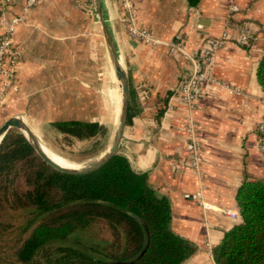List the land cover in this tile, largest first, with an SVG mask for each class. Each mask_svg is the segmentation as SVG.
<instances>
[{
	"label": "crops",
	"instance_id": "0c3cea01",
	"mask_svg": "<svg viewBox=\"0 0 264 264\" xmlns=\"http://www.w3.org/2000/svg\"><path fill=\"white\" fill-rule=\"evenodd\" d=\"M25 2L11 0L4 6L0 1V22L23 16ZM102 4L132 89L120 153L169 198L172 228L196 245L181 264H217L213 248L241 222L239 187L246 180H264L257 132L264 121V90L257 77L264 55V0H201L195 6L188 0H134L138 20L155 43L128 33L121 0ZM88 5L84 0H41L17 23L13 37L22 52L18 85L0 102V127L18 115L44 135L56 131L52 123L58 120L105 125L109 107L116 121L121 93L114 90L106 103L109 49L99 15ZM233 5L239 9L231 13ZM242 27L253 31L248 48L237 43ZM224 32L230 40L217 51L212 78L204 82L203 97L192 109L175 88L195 70L192 55ZM179 33L186 49L172 52L170 43ZM190 121L193 133L187 131ZM192 136L201 148L196 171L187 149Z\"/></svg>",
	"mask_w": 264,
	"mask_h": 264
},
{
	"label": "trees",
	"instance_id": "16d2710c",
	"mask_svg": "<svg viewBox=\"0 0 264 264\" xmlns=\"http://www.w3.org/2000/svg\"><path fill=\"white\" fill-rule=\"evenodd\" d=\"M188 1L195 6L201 0ZM257 77L264 90V55ZM129 88L132 98L130 83ZM52 124L68 142L97 138L95 146L106 133V126L95 121ZM10 165H18L22 180L12 189L0 181L3 198L26 212L21 226L31 229L11 264H181L196 252V245L172 228L169 198L122 153L94 171L63 173L41 160L14 127L0 143V174ZM237 202L241 222L213 248L214 259L217 264H264V180H246ZM146 229L148 247L135 259L146 244ZM68 240L70 245H53Z\"/></svg>",
	"mask_w": 264,
	"mask_h": 264
},
{
	"label": "built area",
	"instance_id": "2783aa9c",
	"mask_svg": "<svg viewBox=\"0 0 264 264\" xmlns=\"http://www.w3.org/2000/svg\"><path fill=\"white\" fill-rule=\"evenodd\" d=\"M4 6H8L11 0H0ZM41 0H26L24 5V15L30 11ZM124 10L122 20L126 25L128 33L146 43H155L157 40L153 34L143 25L140 24L134 0H121ZM237 5H233L231 13L238 10ZM15 17L11 21H1L0 25L4 28L0 32V102H3L8 92L18 85V65L22 58L21 50L16 46L14 41V32L17 23L24 19L25 16ZM242 34L237 39V43L243 47H250L254 35L253 31L248 27H242ZM230 40L227 32L221 36L209 38L205 47L195 55L192 59L195 63V70L188 76H184L179 81L175 91L181 96L183 101L187 103L192 109L198 105V102L203 97V84L206 80L212 78L211 71L214 65L217 51ZM172 52L185 51L186 42L185 36L181 33L177 34L174 40L170 43ZM195 129L194 121H190L187 125V131L192 132ZM262 131V142L260 141V148L264 153V122L260 125ZM187 149L191 152V166L194 171L199 168L201 161V148L199 140L194 136L187 142ZM234 216V213H230Z\"/></svg>",
	"mask_w": 264,
	"mask_h": 264
},
{
	"label": "rangeland",
	"instance_id": "374dc122",
	"mask_svg": "<svg viewBox=\"0 0 264 264\" xmlns=\"http://www.w3.org/2000/svg\"><path fill=\"white\" fill-rule=\"evenodd\" d=\"M84 2L93 8L94 14L97 13L95 8L94 0H84ZM114 90L120 91L119 82L117 81L113 69V65L110 59V54L106 56V68H105V100L106 103L110 105V93ZM121 110V108H120ZM119 110V115H120ZM112 108L109 107V111L105 116L104 124L106 126V133L103 136H99V143L95 146H92L94 139L88 141L75 140L73 142H68L62 139L61 134L56 130L55 132L51 131L44 135L43 133L38 132V127L34 126L32 130L34 135L40 140V142L47 147L55 155L59 156L61 159L71 162V164L80 165V167L88 165L92 161L99 158L104 154L112 145L117 128V122L119 120V115L115 122L112 121ZM15 117V116H13ZM26 123V119L22 116H19ZM11 118V117H10ZM9 119V118H8ZM264 122V121H263ZM261 122L257 127L259 144L262 142V131L260 130ZM14 128V127H12ZM11 129V128H10ZM22 133V131L19 129ZM23 135V134H22ZM18 165H10L5 172L0 174V181L3 185L7 184L11 189L20 184L22 180V175L18 171ZM0 182V186L2 185ZM4 190L0 188V264H11L13 259L12 255L15 251V248L19 245L20 240L26 237L31 229L24 230L21 226L25 221V211L15 210L13 207L7 203ZM72 241H64L53 244L54 246L60 245H70ZM42 254V255H41ZM40 254V257L43 258V253Z\"/></svg>",
	"mask_w": 264,
	"mask_h": 264
},
{
	"label": "water",
	"instance_id": "95a60500",
	"mask_svg": "<svg viewBox=\"0 0 264 264\" xmlns=\"http://www.w3.org/2000/svg\"><path fill=\"white\" fill-rule=\"evenodd\" d=\"M94 4L97 10V13L99 15L100 21L102 23V27L106 36L110 59L113 65L115 77L117 81L119 82L120 87V93H121V112L119 116V121L117 122V128H116V134L115 139L110 146V148L102 154L99 158L92 161L88 165L82 166L80 168L71 169V168H65L58 166L48 159H46L42 153L38 150V148L34 145L32 142V129L28 126V124L21 119L18 116L11 117L7 119L4 124L0 127V143L6 136L7 132L10 128L16 127L22 131L23 136L26 138V140L30 143L32 148L34 149L36 155L43 160L47 165L52 167L53 169L63 172V173H69V174H82V173H88L91 171L96 170L100 166H102L104 163H106L108 160H110L113 156L117 155L121 151L122 143L125 138L126 130L130 122V88H129V80L126 74V71L120 61L119 53L114 41V36L111 31L110 25L106 19L104 8L101 0H94ZM147 232V241L143 248V250L139 253V255L135 258L138 259L147 249L149 244V233ZM134 259V260H135Z\"/></svg>",
	"mask_w": 264,
	"mask_h": 264
},
{
	"label": "bare ground",
	"instance_id": "6f19581e",
	"mask_svg": "<svg viewBox=\"0 0 264 264\" xmlns=\"http://www.w3.org/2000/svg\"><path fill=\"white\" fill-rule=\"evenodd\" d=\"M120 112H121V110H120ZM32 134H33L32 135V142L34 143V145L38 148V150L42 153V155L46 159H48L52 163H54L58 166H61V167L71 168V169L80 168V165L71 164V162L68 163V161H65V160L61 159L59 156L55 155L47 147H44V145L40 142V140L34 135L33 131H32Z\"/></svg>",
	"mask_w": 264,
	"mask_h": 264
}]
</instances>
